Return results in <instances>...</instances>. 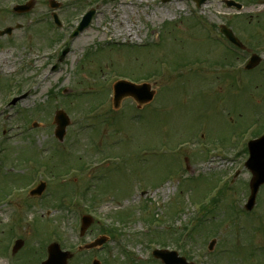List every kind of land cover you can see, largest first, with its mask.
<instances>
[{
    "label": "rangeland",
    "instance_id": "rangeland-1",
    "mask_svg": "<svg viewBox=\"0 0 264 264\" xmlns=\"http://www.w3.org/2000/svg\"><path fill=\"white\" fill-rule=\"evenodd\" d=\"M16 1L0 0V31L18 24L23 26L11 37L0 38V145L8 148V157L1 164L4 173L0 175L10 184L20 171L31 173L35 168L26 163L25 158H35L34 153L42 158L37 166L50 161L58 168L56 164L62 159L71 166L74 162L69 156L53 158L54 151L66 152L69 146L75 158L81 157V163L93 168L79 174L78 165L70 167L72 175L62 183L55 184L51 179L40 177L38 183L46 181L49 185L42 200L33 198L42 201L41 204L34 201L30 207V189L21 191L18 197L11 194L0 203V257L7 245L13 246L16 239H23V250L16 257V263L41 264L45 258L43 251L47 253L46 248L52 244L49 240L57 238L49 235L55 229L60 233L59 243L64 244L60 248L73 252L76 245L90 244L104 237L101 228L115 227L119 234L107 241L108 249H105L109 257L102 253L98 261L114 264L111 259L115 264H133L130 259L133 255L134 264H149L153 250L161 248L149 244L150 235L154 231H173L179 238L185 225L197 215L193 197L197 200L203 190L208 191L221 178L231 180L238 172L210 223L222 224V227L213 238L201 236L187 249L194 257L192 262L197 264H264V186L255 209L246 212L244 205L252 175L245 168L248 154L243 151L250 137L248 133L243 135L246 130L264 131V0L249 4L236 0L245 6L241 13L228 8L223 0H205L201 8L188 0H83L78 5L75 0H56L62 3L59 16L64 26L60 31L50 28L49 0H35V8L24 16L15 15L12 6L26 1ZM86 8L96 12L90 28L74 39L64 36L79 24ZM196 11L208 26H217L218 31L221 25L232 23L231 29L248 50L247 55L239 54L237 66L217 64L224 60L227 48L218 41L216 46L205 33H195L192 25ZM241 17H248L251 26L241 25ZM169 23L179 24L175 33L177 39L169 40L168 31L167 42L160 47L152 46L165 29L170 27L174 31V24L167 25ZM208 26L207 31L211 30ZM57 36L65 37L66 45L62 47ZM142 43L149 44V49L125 48ZM65 50L68 51L63 62L55 69ZM56 51L59 53L55 54ZM252 54L262 57L263 63L256 72H244L243 64ZM197 60L205 61L198 67ZM161 61L172 62L180 66L179 70L174 72L171 65L168 68ZM160 66L163 74H156ZM191 66L195 67L190 70ZM114 70L131 81L132 78L149 79L148 83L157 92L155 102L137 111L134 101L127 99L115 110L111 96L118 77L113 74ZM151 70L156 75H149ZM232 76L241 78L242 84L232 86ZM105 82L108 85L104 87ZM20 96H23L21 101L10 105ZM98 98L105 101L99 109ZM94 105L96 108L91 110L90 106ZM59 110L71 120L62 143L54 136V116ZM82 126L86 129L81 130ZM182 142L191 143L190 149L175 151ZM206 144L215 150L207 148ZM222 147L225 149H217ZM119 154L125 155L127 163L117 172L113 169L114 163L104 174L93 171L101 161ZM187 159L190 171L184 172L181 165L185 169ZM109 170L115 172L107 180L109 185L103 187L109 197L97 202L91 213L79 207L70 211L49 206L48 202L57 201L61 193L59 186L66 188L71 181L75 183L71 191H83L84 187L99 182L97 179L105 177ZM172 175L173 178L160 181ZM201 177L205 180L197 190ZM190 178H196L195 184ZM95 188L98 191V184ZM114 188L127 193L116 194ZM231 204L240 210L236 229L229 220ZM179 209L184 214L171 217L172 212ZM80 213L90 214L95 219L82 241L79 239ZM120 213L125 214L119 217ZM126 213L129 219L124 224ZM150 217L160 222L150 227L147 221ZM13 228L18 235L11 240L16 234ZM213 240L215 246L209 251ZM175 244L169 241L168 248L176 250ZM75 256L76 253L71 256L72 264H86L92 259L83 256L75 262ZM0 264L12 262L9 256H3Z\"/></svg>",
    "mask_w": 264,
    "mask_h": 264
},
{
    "label": "water",
    "instance_id": "water-1",
    "mask_svg": "<svg viewBox=\"0 0 264 264\" xmlns=\"http://www.w3.org/2000/svg\"><path fill=\"white\" fill-rule=\"evenodd\" d=\"M204 0H199L201 3ZM228 6H235L238 9L242 7L234 2H227ZM222 32L236 45L240 44L235 39L233 33L226 28L222 29ZM259 63V59L254 57L251 66L254 67ZM124 95L133 96L140 103H147L153 99L154 93L150 91L149 86L135 87L134 85L127 83H120L117 87V97L118 99ZM61 118L59 121L60 129L58 130V136L62 138L65 132V128L68 125L69 121L64 114L59 113ZM58 116V117H59ZM60 117L58 119H60ZM250 153L251 158L247 164V167L251 170L254 175V178L251 183L252 196L249 201L248 209H251L255 204V198L259 191V188L264 184V138L259 141L252 142L250 144ZM156 256L164 260L166 264H187L184 259H179L176 253H156Z\"/></svg>",
    "mask_w": 264,
    "mask_h": 264
},
{
    "label": "bare ground",
    "instance_id": "bare-ground-1",
    "mask_svg": "<svg viewBox=\"0 0 264 264\" xmlns=\"http://www.w3.org/2000/svg\"><path fill=\"white\" fill-rule=\"evenodd\" d=\"M128 32H131V31H128Z\"/></svg>",
    "mask_w": 264,
    "mask_h": 264
}]
</instances>
